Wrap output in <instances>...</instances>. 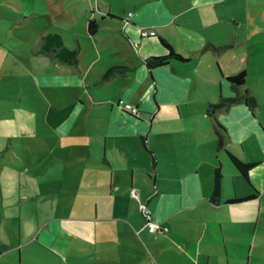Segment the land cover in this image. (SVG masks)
Listing matches in <instances>:
<instances>
[{
    "label": "crops",
    "instance_id": "crops-1",
    "mask_svg": "<svg viewBox=\"0 0 264 264\" xmlns=\"http://www.w3.org/2000/svg\"><path fill=\"white\" fill-rule=\"evenodd\" d=\"M9 32L0 161L22 155L27 127L18 143L37 162L0 184V264H264V0H0ZM46 33L78 50L76 65L39 52ZM164 43L185 59L149 68ZM228 152L252 164L247 178ZM141 203L166 232H148Z\"/></svg>",
    "mask_w": 264,
    "mask_h": 264
},
{
    "label": "trees",
    "instance_id": "trees-1",
    "mask_svg": "<svg viewBox=\"0 0 264 264\" xmlns=\"http://www.w3.org/2000/svg\"><path fill=\"white\" fill-rule=\"evenodd\" d=\"M87 28H88L89 33H93L97 29V23L94 20H90L88 22ZM39 43H40L39 52H41L42 54L47 55V56H49V57H51V58H53V59H55L61 63L67 64V65H76L78 50L74 49V48L70 49V48L66 47L59 34H57V33L42 34L39 38ZM164 45L167 47L168 52L165 55L153 56V57L147 59L146 62H147V65L149 68L165 64L169 58H175V59H179V60L185 59L180 54L174 52L169 47V45H167L165 43H164ZM112 71H113V69L109 68L108 70L105 71V73L103 74V77H107L108 75H110L112 73ZM228 80L232 83V85H240L245 80V74L243 71H241V72L237 73L236 75L229 76ZM234 100H235V98L222 99L218 103L212 104V106L213 107L227 106L231 101H234ZM245 102H246L248 107H252V105L254 104L253 98L249 95H247L245 97ZM218 125L221 129L224 130V127L220 123H218ZM220 136H222V135L220 134ZM228 155H229V159H230L231 163L233 164V166L245 178H247L248 169L252 166V164L250 162H247V161H242L241 159L237 158L236 156L232 155L229 152H228ZM221 178H222V175H221L219 169L216 168L215 173H214L213 188H212V192H211V201L214 203L218 202V198L220 196V191H221V187H222ZM253 197H254V195L251 194V195H248L244 198H231L228 200V202L229 203H237V202L247 200V199H250ZM141 204H143V203H141ZM140 205H139V209H140ZM149 211H150V215H151V221L157 223L153 219L152 212L150 209H149ZM140 212H141V210H140ZM141 214H142V212H141ZM142 216H143V214H142ZM143 218H144V216H143ZM144 220H145L146 228L148 230L146 219L144 218ZM157 224L160 226H164L160 223H157ZM166 231H167V227H166ZM166 231H160L159 230L157 232L164 233ZM148 232H150V231L148 230ZM150 233H154V232H150Z\"/></svg>",
    "mask_w": 264,
    "mask_h": 264
},
{
    "label": "rangeland",
    "instance_id": "rangeland-1",
    "mask_svg": "<svg viewBox=\"0 0 264 264\" xmlns=\"http://www.w3.org/2000/svg\"><path fill=\"white\" fill-rule=\"evenodd\" d=\"M11 2V1H10ZM4 4V7L6 8V9H4V13H5V19L6 18H8L9 19V22H11L12 20L14 21V20H22L23 18L22 17H24L25 15H23V14H19V15H16V14H13V12L15 13L16 11H14L13 10V8L12 7H15V6H11V4L8 2H5V3H3ZM21 13V12H20ZM9 34H11L10 36H7V35H4L5 37L3 38V36L1 35L0 36V39L1 40H5V41H7V43L9 44V45H11L12 47H14V45L17 43V39L13 36V32H9ZM25 114V113H24ZM26 115V114H25ZM26 128L27 127H21V128H19V131H16V133H18L19 134V137H18V139H17V142H16V144H15V146H16V148H17V153H18V155L20 154V153H22V155H19V157H16V158H14V159H9V158H5V159H3V163L0 161V164L2 165V166H4V171H3V175H5L6 176V173H7V176H8V179L6 180L5 179V177H3V175H2V179H3V182L2 183H0V184H2L3 186H8V184H13L12 183V179H13V181H14V170H16V171H18V170H20L21 168H25L26 169V167H28L29 166V162H32V163H30V167H31V169L32 168H34V162H37V160L36 159H34L35 157L34 156H31V157H27V152H25V153H23V148H25L26 150H28V147L26 146V143H24L23 144V146H22V144L21 143H18V140L19 139H21L24 135H28L25 131H26ZM4 132H11V128L10 127H8V128H5L4 129ZM7 133V134H8ZM21 133H23V134H21ZM7 134H5L4 133V135H5V137H7ZM10 136H13L14 134H9ZM9 136V137H10ZM7 141V140H6ZM18 147H20V148H18ZM21 147H22V149H21ZM16 151V150H15ZM17 155V156H18ZM11 175V176H10ZM20 179H21V183H24V180H27V178H28V180L29 181H31L32 180V178L30 177V175L27 173V172H21V174H20ZM18 177V178H19ZM55 177V176H54Z\"/></svg>",
    "mask_w": 264,
    "mask_h": 264
},
{
    "label": "built area",
    "instance_id": "built-area-1",
    "mask_svg": "<svg viewBox=\"0 0 264 264\" xmlns=\"http://www.w3.org/2000/svg\"><path fill=\"white\" fill-rule=\"evenodd\" d=\"M128 15H130V14H128ZM154 34H155L154 30L142 29L140 32L141 36H153ZM117 105L122 110L128 111L132 114H138L137 108L135 106L131 105L129 102L125 101L124 99H120L118 101ZM131 193L134 194L133 191H131ZM140 210H141L144 218L146 219L147 227H148V230L150 232H157L159 230L160 231H166L165 226H160L157 223L151 221L150 211L144 204L140 205Z\"/></svg>",
    "mask_w": 264,
    "mask_h": 264
}]
</instances>
